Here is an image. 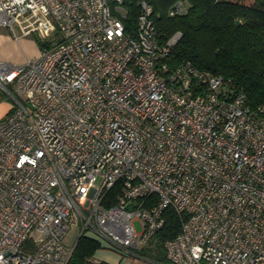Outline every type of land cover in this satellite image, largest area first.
<instances>
[{
	"label": "built area",
	"instance_id": "2783aa9c",
	"mask_svg": "<svg viewBox=\"0 0 264 264\" xmlns=\"http://www.w3.org/2000/svg\"><path fill=\"white\" fill-rule=\"evenodd\" d=\"M128 1L131 30L124 0H0V27L37 47L0 61V264H66L81 234L140 258L167 207L171 264H264V102L171 68L180 33L159 41L151 2Z\"/></svg>",
	"mask_w": 264,
	"mask_h": 264
},
{
	"label": "trees",
	"instance_id": "16d2710c",
	"mask_svg": "<svg viewBox=\"0 0 264 264\" xmlns=\"http://www.w3.org/2000/svg\"><path fill=\"white\" fill-rule=\"evenodd\" d=\"M149 1L158 13L155 25L159 41L164 42L176 31L180 33L166 57L171 68L188 60L198 69L229 78L245 92L251 106L264 102V0H183L186 10L174 16H168L167 10L176 0ZM124 2L128 10L124 23L131 30L137 7L128 0ZM163 216L155 247L145 251L158 259L165 258L163 242L181 228L174 209L167 207ZM100 248L109 247L81 234L66 264H112L96 257Z\"/></svg>",
	"mask_w": 264,
	"mask_h": 264
},
{
	"label": "rangeland",
	"instance_id": "374dc122",
	"mask_svg": "<svg viewBox=\"0 0 264 264\" xmlns=\"http://www.w3.org/2000/svg\"><path fill=\"white\" fill-rule=\"evenodd\" d=\"M2 33L4 35H2ZM0 35H11L10 31L5 27H0ZM36 34L32 35H24L20 38H15L11 35L10 40H6L2 43L1 48L3 46L6 50L7 58L3 61H9L12 63H22L25 61V59L35 56L37 54L36 45L34 44V38ZM8 99L6 97V94L0 90V118L5 114L7 107H8ZM134 225L136 230H139V224L137 221H134ZM78 234V225L77 223H72L70 225V228L67 232H65L63 237V242L66 245H71ZM37 237V235H36ZM98 251L101 252V254L105 252H111L113 250L109 248H100Z\"/></svg>",
	"mask_w": 264,
	"mask_h": 264
},
{
	"label": "crops",
	"instance_id": "0c3cea01",
	"mask_svg": "<svg viewBox=\"0 0 264 264\" xmlns=\"http://www.w3.org/2000/svg\"><path fill=\"white\" fill-rule=\"evenodd\" d=\"M2 35H4L2 33ZM11 35H0V61H3L7 58L5 47L1 48V45L4 41L10 40ZM35 44V41H34ZM36 45V44H35ZM37 50V47H36ZM149 251L148 248H143L140 251L141 257L140 258H131L122 256L121 254L117 253L116 251H109L101 254L100 251L96 252V257L98 259L107 261L112 264H171L166 257L164 259H158L152 256L151 253L145 252Z\"/></svg>",
	"mask_w": 264,
	"mask_h": 264
}]
</instances>
